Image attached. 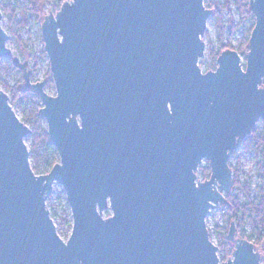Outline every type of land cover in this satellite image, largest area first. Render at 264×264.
<instances>
[{
    "label": "water",
    "instance_id": "95a60500",
    "mask_svg": "<svg viewBox=\"0 0 264 264\" xmlns=\"http://www.w3.org/2000/svg\"><path fill=\"white\" fill-rule=\"evenodd\" d=\"M204 1L69 0L48 11L40 31L54 93L12 56L0 7V59L39 97L59 156L34 173L31 131L0 87V264H261L233 221V255L221 262L206 219L229 205V160L264 122V0H249L245 62L227 49L206 73L214 9ZM204 161L210 178L197 182ZM54 183L67 236L47 207Z\"/></svg>",
    "mask_w": 264,
    "mask_h": 264
},
{
    "label": "trees",
    "instance_id": "16d2710c",
    "mask_svg": "<svg viewBox=\"0 0 264 264\" xmlns=\"http://www.w3.org/2000/svg\"><path fill=\"white\" fill-rule=\"evenodd\" d=\"M66 1L67 0H27V4L17 5L16 7L8 3L3 8H1V12L4 15L12 12L13 9L21 12L22 15L25 12H28L33 17V19L39 25H41L43 18L46 16L45 13L48 8L52 13L55 14L60 10L62 5ZM204 6L208 10L211 9V5L209 4L208 0L204 1ZM231 6L236 9L237 13L240 16L239 25L247 20H250L253 23L249 30L245 33V36L243 37V41L240 44L239 48H237V52L243 54L244 47L248 50L249 38L255 25V18L249 11V0H224L220 9L222 12H229ZM230 24L233 27L234 20L232 18V15H230ZM233 29H235V27H233ZM40 41L43 43L41 31ZM229 48L230 47L228 45H225L223 43L218 44L217 51L211 52L213 62H216L219 55ZM45 56L46 54L45 52H43V57ZM7 69L13 75V86L10 87L7 83H4L2 81H0V85L3 86L6 93H10L11 106L19 107L21 112L20 120L25 125H27L31 131L30 135L28 136V149L30 152L32 165L34 164L32 166L34 173L37 175H46L50 172L55 164L59 163V156L54 145L50 141L46 124L39 115V111L42 108L40 99L34 92L23 89L22 73L13 66L11 59H8ZM215 69L216 65L214 64L211 69L204 71V73L208 71H214ZM49 72L50 69H48V73ZM260 123L261 129H254L251 135H249L244 141L243 145L247 146V148L250 150L256 151L259 154L257 167L259 178L263 183L264 122L260 121ZM229 166L233 172V179L231 193L229 195H226V199L228 200L229 205L226 207L224 219L225 221L229 222V225H231L232 221L234 220L237 229V236L245 238L248 241L252 242L256 249L258 244L264 242V185H261L258 188V193L256 196H252L250 193V184L246 183L244 186L240 184L237 167L233 168L231 164H229ZM202 176L204 177V181L210 178V168L208 163H205L202 169ZM235 189H240L243 192L244 201H241L238 195L233 194V191ZM55 201L58 204L62 203L64 216L60 218V224L63 228H66L68 230L72 227V218L66 198L63 197V195H58ZM52 205H54V203H52ZM248 224L250 225V231H248L247 229ZM67 230L66 236L68 234ZM228 230L229 227L226 228L217 224L214 227V232L216 233V236L219 237L220 247L224 249V255L220 257L221 262H226L228 260V257L230 259L234 251L233 245H231L227 240ZM58 234L61 237L59 231Z\"/></svg>",
    "mask_w": 264,
    "mask_h": 264
},
{
    "label": "rangeland",
    "instance_id": "374dc122",
    "mask_svg": "<svg viewBox=\"0 0 264 264\" xmlns=\"http://www.w3.org/2000/svg\"><path fill=\"white\" fill-rule=\"evenodd\" d=\"M208 2L214 9V11L212 16L207 21L206 31L203 36V39L206 42V48L204 57L198 64L202 71L211 69L214 64L217 67L216 62H213L211 52L217 51L218 44L223 43L225 45H228L230 47V50H237V48H239L240 44L243 41L245 33L253 24L250 20H247L239 25L240 16L233 6L230 7L229 12H222L220 7L223 4L224 0H208ZM8 3L16 7L17 5L27 4V0H0V7L3 8ZM48 11L51 12V10L48 8L45 15H47ZM230 15H232V18L234 20L233 27H235V29H233L230 24ZM2 26L9 34L7 42L11 46L10 51L12 53V56L15 57V55H17L24 60L28 59L29 70L32 71V81H46L45 88L50 93L56 92L51 73H48V58L47 56L43 57L44 43L40 41L41 25H39L28 12H25L22 15L21 12L13 9L12 12H9V14L3 15ZM247 51V48L245 49L244 47V53L241 57L242 63L245 62V54L247 53ZM7 62L8 58L0 59V81L7 83L10 87H12L14 78L12 73H10L7 69ZM0 87L3 88L2 85H0ZM15 112L19 117H21L19 107L16 106ZM254 129H261V123L258 122ZM244 141L242 142L241 147L233 153L232 157L229 160V164H231L233 168L237 167L240 184L244 186L246 183H249L251 195L256 196L258 193V188L261 185H264V182H261L258 174L257 162L259 161V154L254 150L248 149L247 146H244ZM26 142L29 145L28 136L26 137ZM205 163L207 162L204 161L196 172L197 182H204L202 169ZM33 165L31 160V166ZM233 194L238 195L240 200L244 201V195L240 189H235L233 191ZM58 195H63V197H65L62 186L54 183L52 195L47 201V207L54 219V222L60 234L65 235L67 229L63 228L60 224V218L64 216L63 206L62 203L58 204L55 201ZM52 203H54V205H52ZM226 207L227 206H219L217 208H214L210 211L206 219V225L210 233L211 241L218 247L217 254L219 259L224 255V249L220 247L219 237L216 236L214 227L216 224L219 226H224L226 228L230 227L229 222L225 221L224 219ZM233 222L235 223L234 220ZM71 228L67 230L68 233H71ZM247 229L248 231H250L249 224L247 225ZM256 251H258V253L260 254V263L264 264V242L257 245Z\"/></svg>",
    "mask_w": 264,
    "mask_h": 264
}]
</instances>
